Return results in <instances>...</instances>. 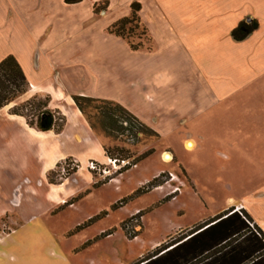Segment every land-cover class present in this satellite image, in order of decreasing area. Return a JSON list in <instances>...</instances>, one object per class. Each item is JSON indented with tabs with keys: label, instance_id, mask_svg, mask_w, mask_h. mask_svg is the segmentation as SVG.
Listing matches in <instances>:
<instances>
[{
	"label": "rangeland",
	"instance_id": "1",
	"mask_svg": "<svg viewBox=\"0 0 264 264\" xmlns=\"http://www.w3.org/2000/svg\"><path fill=\"white\" fill-rule=\"evenodd\" d=\"M127 3L113 0L104 22L112 24L128 12ZM102 25L95 27L97 34ZM78 34L80 49L87 28L80 27ZM149 38V32L144 37L134 31L127 41L150 46ZM1 45L22 57L31 79L61 90L63 98L72 95L75 103L80 93L103 95L92 82L85 52L66 53L58 60L61 66L54 67L57 60L51 56L50 61L37 57L39 43L18 39ZM35 62L40 71L32 74ZM30 90L9 104V114L35 98L36 105L22 110L30 119L46 98L50 109L51 95ZM121 92L120 86L107 91L114 97ZM54 98L68 108L55 93ZM251 99L246 91L221 106L193 107L191 120L178 123L164 140L124 131L94 133L110 152L105 162L86 159L85 146L64 142L58 163L47 172L50 152L43 155L36 138L0 120V264H137L154 257L157 251L149 252L168 237L169 245L195 227L179 229L209 223L218 211L244 205L264 220V92ZM187 138L196 142L194 150L184 146ZM108 158L125 161L118 164L121 170L110 167L109 178L87 167L90 161L105 165ZM71 161L80 168L64 178L61 171Z\"/></svg>",
	"mask_w": 264,
	"mask_h": 264
},
{
	"label": "crops",
	"instance_id": "2",
	"mask_svg": "<svg viewBox=\"0 0 264 264\" xmlns=\"http://www.w3.org/2000/svg\"><path fill=\"white\" fill-rule=\"evenodd\" d=\"M103 2L84 0L68 5L65 0H0V62L13 56L24 71L30 93L51 95L50 109L61 112L66 119L59 134L42 133L30 127L25 118L9 114L10 105L0 110V120L17 124L24 134L36 138L42 144L43 155L48 157L50 152L46 172L58 163L64 142L85 146V158L99 162L106 161V151L72 95L63 98L61 90L31 79L22 57L14 53L13 47L4 48L2 42L11 44L19 39L39 43L41 55L37 57L45 56L50 61L51 56L57 60L54 67L61 66L58 60L67 57L66 53L85 52L94 73L92 82L104 90L103 95L78 96L119 104L160 140L169 138L182 122L191 120L187 117L193 107L221 106L246 91L250 99L253 97L251 100H257V95L264 92V0H128V12L112 24L105 23L104 18L111 15L113 0ZM134 3L141 7L139 16L151 43L136 51L127 40L109 32L111 26L130 15ZM101 6L105 9L96 12ZM248 19L256 20L258 29L244 41H234L232 32ZM100 23L102 30L97 34L95 27ZM80 27L87 28L82 50L75 45L79 44ZM35 64L32 74L40 71V63ZM116 86H120V96L109 95L107 91ZM54 93L68 108L56 103ZM186 144L189 149L196 148L193 139L187 138L185 147ZM27 182L25 178L22 183ZM238 208L246 211L264 233V220L244 205ZM227 211H218L211 218ZM196 225L179 230H192Z\"/></svg>",
	"mask_w": 264,
	"mask_h": 264
},
{
	"label": "trees",
	"instance_id": "3",
	"mask_svg": "<svg viewBox=\"0 0 264 264\" xmlns=\"http://www.w3.org/2000/svg\"><path fill=\"white\" fill-rule=\"evenodd\" d=\"M83 1L65 0V3L76 5ZM101 9L105 7L102 6ZM140 11L139 4H132L131 15L111 26L109 32L125 40H128L134 31H140L142 36L147 37L148 30L141 22ZM258 27L256 20L248 19L232 32V38L236 42H242ZM145 46L146 44L142 43L131 44L135 51ZM28 87L30 85L24 71L13 56L0 62V110L26 95L29 92ZM73 99L95 134L99 131L105 134L124 131L134 133L136 137L139 134L157 137L119 104L82 96ZM31 103L36 105V98L23 104L24 106L17 109L14 115L25 118L30 127H35L42 133L59 134L63 131L66 124L65 116L59 111L49 109V98L43 103L39 102V112L35 119L31 118L32 120L29 115L22 112L31 106ZM105 151L109 155V150ZM191 232L183 239H172L171 247H167L170 244H164L156 250L157 254L154 257L137 264H264V233L254 224L246 211L231 209L209 223L195 226Z\"/></svg>",
	"mask_w": 264,
	"mask_h": 264
},
{
	"label": "built area",
	"instance_id": "4",
	"mask_svg": "<svg viewBox=\"0 0 264 264\" xmlns=\"http://www.w3.org/2000/svg\"><path fill=\"white\" fill-rule=\"evenodd\" d=\"M120 162H125V161H119L117 159L108 158V161L106 162L105 165H101V164L96 163L94 161H90L88 163L87 167H88V169L90 171H92V172H94L96 174L105 176L106 178H109L110 173H111L110 167H112L114 169H118V170L122 169L120 167L118 168V166H119L118 164ZM128 165H129V163L127 162V164H125V167L128 166ZM64 168H66V169H63L61 171V175H62V177L66 178L70 174V172L78 170L80 168V166H79L78 163H75V162L71 161V162H67L66 166ZM133 237H136V236H133Z\"/></svg>",
	"mask_w": 264,
	"mask_h": 264
},
{
	"label": "bare ground",
	"instance_id": "5",
	"mask_svg": "<svg viewBox=\"0 0 264 264\" xmlns=\"http://www.w3.org/2000/svg\"><path fill=\"white\" fill-rule=\"evenodd\" d=\"M167 160L170 161V157H167Z\"/></svg>",
	"mask_w": 264,
	"mask_h": 264
}]
</instances>
